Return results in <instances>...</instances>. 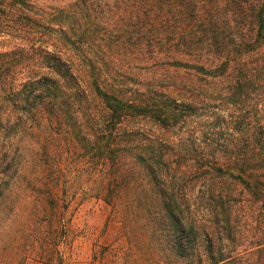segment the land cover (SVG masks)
<instances>
[{"label":"trees","instance_id":"1","mask_svg":"<svg viewBox=\"0 0 264 264\" xmlns=\"http://www.w3.org/2000/svg\"><path fill=\"white\" fill-rule=\"evenodd\" d=\"M85 166L95 258L264 264V0H0V242Z\"/></svg>","mask_w":264,"mask_h":264},{"label":"rangeland","instance_id":"2","mask_svg":"<svg viewBox=\"0 0 264 264\" xmlns=\"http://www.w3.org/2000/svg\"><path fill=\"white\" fill-rule=\"evenodd\" d=\"M88 171L90 167L85 166L80 172L72 173L75 186L86 192V196H80L74 202L67 219L54 226L31 223L27 232L0 242V245L8 246L7 250L0 249V264H133L123 260L117 252V255L94 256L95 246L102 240L105 242L109 211L101 200L94 197L98 181H90ZM37 227L38 233H31ZM51 244L57 245L53 259L48 258Z\"/></svg>","mask_w":264,"mask_h":264}]
</instances>
